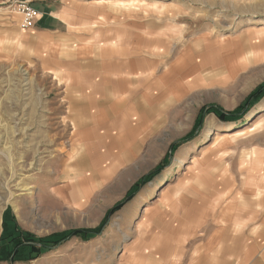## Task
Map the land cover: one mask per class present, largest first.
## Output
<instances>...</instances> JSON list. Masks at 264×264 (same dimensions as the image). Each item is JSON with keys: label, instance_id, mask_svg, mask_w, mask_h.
<instances>
[{"label": "rangeland", "instance_id": "rangeland-1", "mask_svg": "<svg viewBox=\"0 0 264 264\" xmlns=\"http://www.w3.org/2000/svg\"><path fill=\"white\" fill-rule=\"evenodd\" d=\"M14 1L0 0V248L7 209L36 238L107 222L0 264H264V98L239 111L264 84V0H49L65 20L39 0L30 29ZM117 60L137 69L126 104H94ZM211 107L237 115L209 113L183 142Z\"/></svg>", "mask_w": 264, "mask_h": 264}, {"label": "trees", "instance_id": "trees-1", "mask_svg": "<svg viewBox=\"0 0 264 264\" xmlns=\"http://www.w3.org/2000/svg\"><path fill=\"white\" fill-rule=\"evenodd\" d=\"M263 98L264 84H262L247 98V100L245 101V107L239 110L242 113L241 116H245L250 111L247 108L248 105L254 104L255 101H260ZM209 113H213L221 122L232 121V119L237 115V113H225L223 110L214 107H211V109H206L205 111H203V113H201L196 127H194L191 134L185 140H183V142H187L191 139V136L198 128H200V125H202L204 118ZM157 172H159V169H157V171L153 174H149L148 176L138 181L132 188L134 194L135 192L137 193L139 190H141L146 184L151 182L154 179L155 175L158 174ZM129 198L130 197H126L123 202L116 205L112 210H110L108 215L111 216L120 211L125 205L124 203H127V200H129ZM8 212L9 209H7V211L4 213L3 217L0 262H32L42 257L48 251L62 245L65 242H68L73 238H80L81 240L89 241L97 237L101 233V231L103 230V225H105V223L107 222L104 220L103 224H101L99 228L94 230H72L60 234H55L48 238H36L32 234L21 232L13 219V224L8 222V219H6ZM11 226H13L12 229H10Z\"/></svg>", "mask_w": 264, "mask_h": 264}, {"label": "bare ground", "instance_id": "bare-ground-1", "mask_svg": "<svg viewBox=\"0 0 264 264\" xmlns=\"http://www.w3.org/2000/svg\"><path fill=\"white\" fill-rule=\"evenodd\" d=\"M225 1H231V0H225ZM230 4V3H229ZM162 7V6H161ZM253 22H256V24H260V21L259 19H254L252 20ZM261 22H264V21H261ZM253 24V23H252ZM255 24V23H254ZM122 37V36H121ZM116 48V46H114V49ZM115 51H117L118 53V50L115 49ZM116 53V54H117ZM115 54V53H114ZM93 55V54H92ZM81 68V67H80ZM101 71H104V69H100ZM106 72H109L111 76L113 77H121V78H110V82L107 87H106V83L105 82H102L101 79H100V75H98L96 77V82H95V85L93 86L95 91H94V104H99L101 103V100L102 99H106L105 101H112V99H109V98H113V103L116 105V106H122V104H126V97L124 98L123 96V93H122V84L124 83V81H126V79L124 77H122L121 75H127V76H131V75H134V77H136L137 75L136 72H137V69L135 67H131L129 66L128 62L126 63H122V62H119L118 60L117 61H114L112 63H108V66H107V69H105ZM125 72V73H123ZM149 72V71H148ZM148 74V73H147ZM142 77L141 79H147L146 76H143L144 74H142ZM110 76V77H111ZM131 78V77H130ZM128 79V78H127ZM138 79H135L131 82H134V83H138L137 82ZM130 86V85H129ZM109 91V92H107ZM261 110H264V109H261ZM130 116V115H129ZM121 117V116H120ZM137 119V118H136ZM86 128V127H85ZM128 134V133H127ZM85 146H82L80 147V149H84ZM132 153V152H131ZM128 155V153H127ZM131 156V155H130ZM184 163V160L183 159H180L178 165L176 166V168H179V165L180 164H183ZM173 168L170 170V173L173 172Z\"/></svg>", "mask_w": 264, "mask_h": 264}, {"label": "built area", "instance_id": "built-area-1", "mask_svg": "<svg viewBox=\"0 0 264 264\" xmlns=\"http://www.w3.org/2000/svg\"><path fill=\"white\" fill-rule=\"evenodd\" d=\"M39 2V0H15L13 2L14 6H17L20 12L23 22L21 27L23 29L34 28L37 21H40L44 14L34 7V5Z\"/></svg>", "mask_w": 264, "mask_h": 264}, {"label": "crops", "instance_id": "crops-1", "mask_svg": "<svg viewBox=\"0 0 264 264\" xmlns=\"http://www.w3.org/2000/svg\"><path fill=\"white\" fill-rule=\"evenodd\" d=\"M42 1H44L45 2V6H46V9H50V14H49V16H51V17H56V18H58V19H61V20H65L66 18H67V15L65 14V11H61L59 14H57V13H55V12H53V10H54V4L53 3H48L49 2V0H41V2ZM43 2V3H44ZM42 8H45L44 6L42 7ZM44 12H45V9L43 10ZM55 11V10H54ZM44 17V16H43ZM49 26H50V24H49ZM49 28V27H48ZM37 39L39 40V42H42L43 40L44 41H47V40H50V38H49V36L48 35H45V34H41V35H37ZM113 48L112 49H109V50H105L106 52H109L110 53V55L112 54V56L111 57H114L115 55H116V51H115V49H114V46H112ZM115 53V54H114ZM108 63H112V61L110 62V61H107L104 65L105 66H102V68L104 69V71L103 72H106L105 71V69H107V66H108ZM101 69V68H100ZM110 75V73L109 72H106V75ZM111 76V75H110Z\"/></svg>", "mask_w": 264, "mask_h": 264}]
</instances>
